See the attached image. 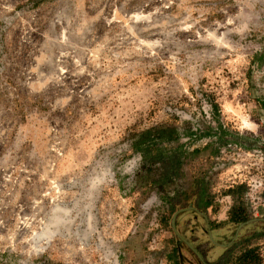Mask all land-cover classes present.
<instances>
[{
  "label": "rangeland",
  "instance_id": "1",
  "mask_svg": "<svg viewBox=\"0 0 264 264\" xmlns=\"http://www.w3.org/2000/svg\"><path fill=\"white\" fill-rule=\"evenodd\" d=\"M159 126L183 154L155 183L130 143ZM191 247L264 264V0H0V264Z\"/></svg>",
  "mask_w": 264,
  "mask_h": 264
},
{
  "label": "trees",
  "instance_id": "2",
  "mask_svg": "<svg viewBox=\"0 0 264 264\" xmlns=\"http://www.w3.org/2000/svg\"><path fill=\"white\" fill-rule=\"evenodd\" d=\"M181 134L173 126L151 127L132 137L131 149L139 155L141 167L147 175L156 173L155 183L171 181L182 165ZM253 257L252 251L243 252L238 260L246 264Z\"/></svg>",
  "mask_w": 264,
  "mask_h": 264
},
{
  "label": "flooded vegetation",
  "instance_id": "3",
  "mask_svg": "<svg viewBox=\"0 0 264 264\" xmlns=\"http://www.w3.org/2000/svg\"><path fill=\"white\" fill-rule=\"evenodd\" d=\"M208 207V206H207ZM230 223H234V222H230ZM241 223H244L242 222V220H238L237 222H235V224L239 225ZM253 223V222H252ZM250 224V223H249ZM242 225V224H241ZM245 224H243L242 226H240V228L237 230V232H235L236 236H239L240 234H243L244 230L245 229H248V227L250 226H244ZM208 226V225H207ZM208 228V227H207ZM178 236V235H177ZM180 236V235H179ZM177 237V239L180 238V241L185 245L186 241L180 236V237ZM207 237L211 239V242L215 244L214 240L211 238V234H210V231L209 229L207 230ZM188 244V243H187ZM189 245V244H188ZM217 246H220L219 249H224L223 245L222 244H215ZM190 247V245H189ZM229 249H226L225 251L222 250L221 253H219L215 259L211 262H208L200 253L198 250H195L193 249V247L190 248V251L195 255V257L198 259L199 261V264H227V256L229 254ZM247 250H251V249H247ZM247 250H244L243 252L247 251ZM242 252V253H243ZM173 253L175 255V260L173 261L174 264H179L180 262L178 261L179 260V257L178 255L180 256V258L182 259V253H178L176 249H173ZM241 253V254H242ZM178 254V255H177ZM177 255V256H176ZM240 256V255H239Z\"/></svg>",
  "mask_w": 264,
  "mask_h": 264
}]
</instances>
